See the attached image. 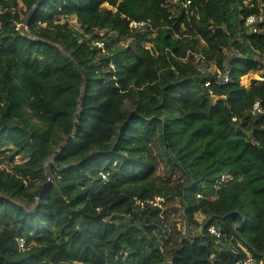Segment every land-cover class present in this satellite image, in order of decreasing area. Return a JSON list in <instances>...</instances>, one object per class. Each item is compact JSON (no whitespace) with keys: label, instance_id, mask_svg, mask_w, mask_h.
Returning <instances> with one entry per match:
<instances>
[{"label":"trees","instance_id":"1","mask_svg":"<svg viewBox=\"0 0 264 264\" xmlns=\"http://www.w3.org/2000/svg\"><path fill=\"white\" fill-rule=\"evenodd\" d=\"M192 1L0 0V264L264 260V0Z\"/></svg>","mask_w":264,"mask_h":264},{"label":"built area","instance_id":"2","mask_svg":"<svg viewBox=\"0 0 264 264\" xmlns=\"http://www.w3.org/2000/svg\"><path fill=\"white\" fill-rule=\"evenodd\" d=\"M167 6L173 8L175 11L185 9L187 11V13H191V14H194L196 16L198 15L196 13V11H194V10H191V12H188L189 9L192 8V6H194V3L192 0H167ZM3 9H4V4L2 2H0V11H2ZM71 18L72 17H69V18L68 17H62V21H65V19L70 21ZM263 19H264L263 14H261L259 16L251 15V16H248L246 18L245 25L247 26L248 29H250L251 32L256 33V32L261 31L259 24L263 21ZM147 25H148L147 21H140V20H131L130 21V28L132 31L143 30ZM19 29L23 32L28 31V27L24 26L23 23L19 24ZM94 45L98 46L101 49H104L106 46V43L103 40L97 39L94 41ZM148 47L151 48V45H148ZM216 75H218L219 82L222 84L230 81L229 72L222 74L220 71V73H218ZM259 80L264 81V75L263 74L259 77ZM262 111H263V109H262L261 103L259 101H257L255 103V106H254V112L256 113V112H262ZM104 177H106V175H104ZM229 178H231L230 174L223 176L222 180L227 181ZM48 179H50V177ZM162 200H163L162 197L157 198V201H162ZM138 202L140 203V201H138ZM148 202L152 203V201H148ZM208 219H209V217L204 216V222L207 223ZM200 231H202V229H200ZM208 231L210 232V234H212L218 238H220L222 236L220 229L215 227V226H211V225L208 226ZM18 244H19V247L21 249L25 248V241L23 238L18 239ZM243 249L247 252L248 255L244 261H241L238 264H264V260L261 262H257L252 257V255L247 251L246 248L243 247Z\"/></svg>","mask_w":264,"mask_h":264},{"label":"rangeland","instance_id":"3","mask_svg":"<svg viewBox=\"0 0 264 264\" xmlns=\"http://www.w3.org/2000/svg\"><path fill=\"white\" fill-rule=\"evenodd\" d=\"M19 9L20 10H24V6L22 5V3H20ZM64 22H68L70 27L81 31L80 24L78 23L76 17H72L70 21H64ZM147 46H148V44H147ZM229 54H231V52H229ZM263 60H264V57H263ZM203 69L208 71V72H212L213 74H218L221 71L219 69V67L217 66V64L215 62H213V61H210L208 63V65H205L203 67ZM263 72H264V67H263L262 70L251 72V73L243 76L242 79H241L240 85L249 86L251 81H252V79H259V77L263 74ZM17 161L19 162V161H21V159H17ZM49 175H51V173H49ZM197 217H198V220L200 222H204V215L199 213V214H197ZM178 221H179V225L184 230V232H188L189 230L190 231L192 230V228L189 229L188 223L186 221H183V219L179 218Z\"/></svg>","mask_w":264,"mask_h":264},{"label":"water","instance_id":"4","mask_svg":"<svg viewBox=\"0 0 264 264\" xmlns=\"http://www.w3.org/2000/svg\"><path fill=\"white\" fill-rule=\"evenodd\" d=\"M38 4H39V3H37L36 5H34L33 8L31 9V11L27 14V16H26V18H25V22H27V21L29 20L31 14L37 9ZM45 43H48V41H45ZM55 46H57V45H55ZM80 114H81V111H79V112L77 113V119H76V121H75V127H76V128H77L78 125H79ZM74 141H75V134H71V135H69V136L67 137V139H66L65 142H66L67 145H71V144L74 143ZM63 148H64V144H60L59 149H57V150L55 151V155H58V154L60 153V151H61ZM51 179H52V178L50 177V179H48L47 181H45V183L43 184V186L40 188V190H39V192H38V194H37V199H38L39 201L42 199V197H43L45 191H46L47 188H48V185H49L50 182L52 181ZM37 206H38V205H37Z\"/></svg>","mask_w":264,"mask_h":264}]
</instances>
